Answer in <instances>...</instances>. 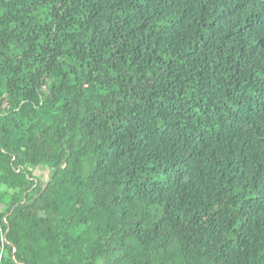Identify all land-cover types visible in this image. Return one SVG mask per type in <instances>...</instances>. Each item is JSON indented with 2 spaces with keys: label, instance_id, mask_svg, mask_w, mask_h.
Listing matches in <instances>:
<instances>
[{
  "label": "trees",
  "instance_id": "trees-1",
  "mask_svg": "<svg viewBox=\"0 0 264 264\" xmlns=\"http://www.w3.org/2000/svg\"><path fill=\"white\" fill-rule=\"evenodd\" d=\"M0 102V264H264V0H0Z\"/></svg>",
  "mask_w": 264,
  "mask_h": 264
},
{
  "label": "rangeland",
  "instance_id": "rangeland-1",
  "mask_svg": "<svg viewBox=\"0 0 264 264\" xmlns=\"http://www.w3.org/2000/svg\"><path fill=\"white\" fill-rule=\"evenodd\" d=\"M5 107L3 102H0V114L4 113ZM33 180L37 185L46 183L50 178V172L46 167L40 166L36 169H31ZM5 211V207L0 205V212ZM98 264H103V261H99Z\"/></svg>",
  "mask_w": 264,
  "mask_h": 264
}]
</instances>
